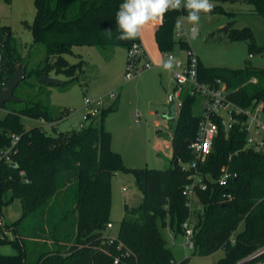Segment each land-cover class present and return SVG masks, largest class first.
I'll use <instances>...</instances> for the list:
<instances>
[{
    "label": "trees",
    "instance_id": "obj_1",
    "mask_svg": "<svg viewBox=\"0 0 264 264\" xmlns=\"http://www.w3.org/2000/svg\"><path fill=\"white\" fill-rule=\"evenodd\" d=\"M245 1L264 16V0ZM122 2L35 0L34 40L44 45L46 57L30 68L15 52L11 27L0 23V87L20 63L25 69L24 80H37L28 87L39 91L38 97L15 93V101L26 104L16 107L10 102L7 113L0 117V229L4 231L0 244L9 243L16 249L15 253L0 252V264H113L116 257V264H183L176 263L157 221L161 218L166 225L169 217L176 223V232H185L183 224L190 211L183 187L190 181L192 170L184 164L194 158L191 144L203 117V111L195 112L198 94L182 92L183 104L173 128L174 153L170 166L163 169L124 164L121 154L111 146V132L103 124L105 114L114 107H102L95 116L88 114L79 129L54 134L41 125L27 129L22 120L29 117L54 123L69 114V108L53 111L49 100L43 98L49 95L47 83L39 77L51 76L52 71L65 74L68 80L62 84L79 78L88 61L75 52V47L128 49L135 41L116 39L115 13ZM185 14L183 10L169 12L158 26L155 35L162 52L172 51L176 44L189 48L188 41L176 39L175 33L177 18ZM228 31L231 39L247 41L251 53L264 49L250 27H230ZM67 55H79L80 59L70 62ZM198 72L203 81L222 79L228 98L237 105L264 106V69L252 64L206 67L199 59ZM237 116L238 122L226 130L224 118L214 116L218 134L206 161L198 167L208 187L198 190L203 210L196 214L193 247L201 256L223 249L224 256L214 264H256L264 259L263 252L242 262L264 246V154L247 145L248 131L242 124L246 116ZM13 135L19 137L15 144ZM223 168L237 176L220 184ZM119 171L134 175L143 199L137 207L126 206L118 234L112 239L106 230L112 223V179ZM15 199L20 200L22 213L9 223L3 217V207Z\"/></svg>",
    "mask_w": 264,
    "mask_h": 264
},
{
    "label": "rangeland",
    "instance_id": "obj_2",
    "mask_svg": "<svg viewBox=\"0 0 264 264\" xmlns=\"http://www.w3.org/2000/svg\"><path fill=\"white\" fill-rule=\"evenodd\" d=\"M212 2L215 5L213 11L210 14L201 15L199 36L196 39L190 38L191 25L187 23L184 24L182 30L176 29L175 33L179 31L183 34V39L188 41V49L197 55L206 67L242 68L246 64H252L256 68L264 69V49L251 53L247 41L231 39L228 31L230 27H250L257 43L264 45V16L257 13L254 6L245 0H212ZM36 13L35 0H0V23L11 27L12 44L17 50L15 52L23 57L28 68L42 62L46 57L44 45L34 40L32 24ZM176 39H179V36L176 35ZM188 49L176 44L171 52L176 59H186ZM74 50L88 61L84 71L74 81L64 84H47L46 89L49 95H43V98L51 103L54 112L69 108V114L54 123L23 117L25 127L29 129L41 125L47 132L53 134L56 131L79 129L88 114L85 98H100L103 101L102 107H114L105 114L103 124L111 132V146L113 150L121 154L124 164L130 168L163 169L169 167L173 155L168 158L170 151L164 148L165 153H161L156 146L159 144V130L166 131L177 124V115L172 119L164 116L174 90L172 79L169 76L163 78L159 74L154 75L153 79L151 72L155 67L143 70L132 78H127V56L124 46L103 48L87 45L77 46ZM67 58L70 62H77L80 56L67 55ZM155 70L158 71V69ZM50 74L60 80H68L65 74L57 75L54 71ZM34 81H37L36 78L27 77L19 84L15 93L21 96L38 97L39 91L28 87V83ZM165 90H167L168 101L159 105L158 100ZM112 92L116 93L115 97L111 96ZM10 102H14L12 105L16 107L26 104L24 100L7 101L6 107L0 106V117L7 113L8 107L11 106ZM207 103L206 97L198 95L195 112L201 113ZM152 111L154 113H151ZM136 112L143 116L142 125L135 122L133 115ZM223 114L225 118H228L226 112ZM262 136L263 134L258 138ZM123 187L127 190H123ZM9 196L10 194H7L6 198ZM142 199V193L136 184L134 175L125 171L117 172L112 179V226L106 230V233L116 237L126 206L137 207ZM198 207L203 206L200 203L193 211V227L197 222V212L203 210ZM21 213L22 207L19 199L3 207V217L9 223L17 219ZM166 221L167 224L164 225L162 219L159 218L158 228L171 248L176 263L214 264L224 256L223 249L209 255H199L194 247L186 245L185 233L174 230L176 223H172L169 217ZM3 232L0 229V236ZM7 233L9 237H13L10 231ZM0 252L15 253L16 249L9 243H4L0 244ZM246 260L248 258L242 262ZM256 264H264V259H260Z\"/></svg>",
    "mask_w": 264,
    "mask_h": 264
},
{
    "label": "built area",
    "instance_id": "obj_3",
    "mask_svg": "<svg viewBox=\"0 0 264 264\" xmlns=\"http://www.w3.org/2000/svg\"><path fill=\"white\" fill-rule=\"evenodd\" d=\"M176 35L183 39V34L181 32H178ZM127 50V78H132L134 75L142 72L143 70L150 69L155 66L153 61L150 59L144 44L140 40L136 39L133 41ZM162 53L174 56L171 51H164ZM176 61V67L173 71H171L172 79L175 84L172 96L175 98L176 115L178 116L183 104L182 92L184 90H188L192 94L202 95L208 100V103L203 110V117L199 123L198 136L191 144L192 151L194 152V158L189 163L184 164L185 168L192 171L189 175L190 181L183 187V194L187 199L186 205L189 207L190 211L189 217L184 222L183 227L185 230L186 245L193 247L194 242L192 237L194 234V227L192 220L193 211H195L197 205L200 204L198 201V190H205L208 187V183L204 180V174L198 170V167L201 163L206 161L211 152L213 140L218 134V124L214 120V116L218 115L223 117L224 123L228 128L238 122L239 118L237 115H245L246 120L243 121L242 124L248 131L247 145L253 146L258 151H263L264 106L262 103H257L247 108L241 107L228 98L227 86L222 79L217 78L213 82L201 80L198 72L199 57L191 50L188 49L186 59H176ZM252 81L255 82L256 78H253ZM111 96L115 97L116 93L112 92ZM85 105L88 108L89 116H95L99 114L103 101L100 98L86 97ZM223 112L228 114V118L224 117ZM134 118L137 123H142L141 113H134ZM261 134H263L262 138H258ZM13 137V144H15L19 137L16 135H13ZM10 149H12V147ZM9 150L5 151L4 154L6 155ZM21 173L23 174L24 172L22 171ZM236 176V172L223 168L218 181L220 184H225L230 178ZM198 208L201 210L203 207ZM111 226L112 223H109L108 227ZM111 238L114 239V236H111ZM263 252L264 246L248 257V259L258 256ZM118 262L119 257H116L113 264Z\"/></svg>",
    "mask_w": 264,
    "mask_h": 264
},
{
    "label": "clouds",
    "instance_id": "obj_4",
    "mask_svg": "<svg viewBox=\"0 0 264 264\" xmlns=\"http://www.w3.org/2000/svg\"><path fill=\"white\" fill-rule=\"evenodd\" d=\"M215 5L212 0H123L115 13L116 26L119 35L116 39L121 41L136 40L141 29L150 21L163 18L173 11H185V16L178 17L175 28L182 30L184 24L191 25L190 38L199 36L201 15L210 14ZM109 39L112 38L108 30ZM176 58L171 54H162L159 67L171 72L176 67Z\"/></svg>",
    "mask_w": 264,
    "mask_h": 264
},
{
    "label": "crops",
    "instance_id": "obj_5",
    "mask_svg": "<svg viewBox=\"0 0 264 264\" xmlns=\"http://www.w3.org/2000/svg\"><path fill=\"white\" fill-rule=\"evenodd\" d=\"M161 23H162V21L160 19H157V20H154V21H150L148 24H146L141 29L140 36L137 38V40H140L144 44L150 59L155 64V66H154L155 68L151 72V74H153V79H154V75L157 76V74H159L163 78L166 77V76H169L170 79H172V72H166V71L162 70L159 67L161 56H162L163 53L159 49V46H158L157 41H156L155 33H156V30H157L158 26ZM125 53H126V56H127V53H128L127 48H126V52ZM155 69H158V71L155 70ZM172 81H173V79H172ZM174 87H175V84L173 82V88ZM164 89H166V88H164ZM158 101H159L158 102L159 105H163V104H165L168 101L167 90H165L163 92V94L161 95V97H160V99ZM151 113H154V111H152ZM164 116H165V114H164ZM133 117H134V115H133ZM137 124L138 125H142V123L141 124L137 123ZM172 129H173V127H170L166 131L159 130V133H158V142H159V144H157V146H156L157 149L161 153H165L164 152V148H167L170 151V154L167 156L168 158H171L172 155H173V142H172L173 134H172ZM123 190L126 191L127 190L126 187H123ZM7 234L9 235V233H7Z\"/></svg>",
    "mask_w": 264,
    "mask_h": 264
},
{
    "label": "water",
    "instance_id": "obj_6",
    "mask_svg": "<svg viewBox=\"0 0 264 264\" xmlns=\"http://www.w3.org/2000/svg\"><path fill=\"white\" fill-rule=\"evenodd\" d=\"M24 79H25V69L21 67L20 63H17L15 73L4 82L2 87H0V105L6 103L7 101L17 100V98L15 97V90ZM40 81L47 84H62L64 82L63 80H60L57 77L46 74L40 76ZM175 116H176L175 98L171 96L167 104L165 117L167 119H172ZM224 129L225 130L227 129L225 123H224ZM263 154H264V150H263ZM13 165L17 166V163H13Z\"/></svg>",
    "mask_w": 264,
    "mask_h": 264
}]
</instances>
